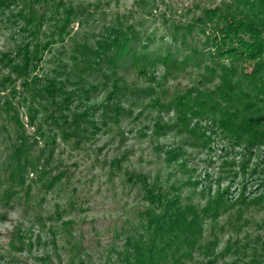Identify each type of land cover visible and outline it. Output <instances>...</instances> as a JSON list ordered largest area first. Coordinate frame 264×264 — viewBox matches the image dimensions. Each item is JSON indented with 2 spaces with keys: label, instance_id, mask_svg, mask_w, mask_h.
<instances>
[{
  "label": "rangeland",
  "instance_id": "rangeland-1",
  "mask_svg": "<svg viewBox=\"0 0 264 264\" xmlns=\"http://www.w3.org/2000/svg\"><path fill=\"white\" fill-rule=\"evenodd\" d=\"M62 1L76 14L62 38L53 33L64 28L59 23L64 18L50 9L39 15L38 41L28 33L26 21L0 11V264H130L125 256L150 234L147 213L158 212L164 199L203 209L221 194L229 202L226 210L205 222L204 242L216 241L215 264H264L263 148L250 158L243 148H230L206 120L196 118L191 126H200L210 140L203 149L178 129H158L173 124L175 113L157 108L150 97L120 100L112 90L74 103L72 108L87 123L77 136L63 135L37 107L35 86L24 87L12 72L26 65L17 54L27 46L31 52L35 45L45 48L31 63L28 84L34 85L63 72L62 66H73V39L93 41L119 19L163 36L173 22L183 24L222 0ZM20 9H10L16 19ZM129 82L142 90L148 84L133 74ZM116 106L125 108L118 121L106 119ZM17 114L32 144V164L23 183L12 180L6 169L12 164ZM40 125L43 136L37 133ZM149 193L161 196V202L153 203ZM242 193L247 208L236 203ZM259 198L260 205H249ZM194 257L186 264L206 260L202 252Z\"/></svg>",
  "mask_w": 264,
  "mask_h": 264
},
{
  "label": "trees",
  "instance_id": "trees-1",
  "mask_svg": "<svg viewBox=\"0 0 264 264\" xmlns=\"http://www.w3.org/2000/svg\"><path fill=\"white\" fill-rule=\"evenodd\" d=\"M55 1L0 0V11H8L15 20L26 21L30 26L28 33L38 41L42 24L39 15L41 10L50 9L64 18L59 22L64 28L59 31L55 28L53 33L62 38L76 14L75 9H66L62 0ZM12 5L21 8L17 19V14L10 10ZM177 23H172L169 33L158 36L134 23L116 20L93 41L73 39V66H62L63 72L34 85L28 84L31 63L37 61L45 48L35 45V51L31 52L27 46L17 54L26 65L17 66L12 72L23 81L24 87L35 86L32 93L37 98V107L55 128L64 131L63 135L77 136L87 123L72 108L74 103L112 90L111 95L118 94L120 100L131 95L140 100L150 97L157 108L175 113V122L159 125L160 131L178 129L196 138V145L206 149L210 140L204 129L191 126L193 119L206 120L230 148H243L251 158L255 149H264V0H222L202 8L189 21ZM131 74L147 82L146 89L131 84ZM124 109L119 106L110 109L106 119L118 121L119 111ZM29 117L33 125L34 114ZM13 120L16 128L11 144L12 164L6 169L12 180L18 178L23 183L32 164L31 136L27 135L20 115L13 116ZM37 131L43 136L42 125ZM224 196L210 200L203 209L180 205L177 199H164L158 212L147 213L148 238L141 237L133 253L125 258L130 264H186L195 261L196 252H202L206 260L199 264H215L216 241L204 242L205 222L215 221L226 210L229 202ZM150 197L153 203L161 202V196L156 199L150 194ZM244 198L242 193L236 203L247 208L248 201ZM262 201L259 198L249 205H260Z\"/></svg>",
  "mask_w": 264,
  "mask_h": 264
}]
</instances>
